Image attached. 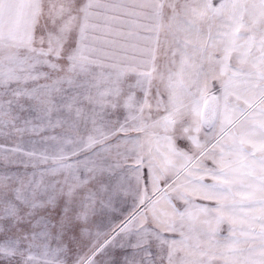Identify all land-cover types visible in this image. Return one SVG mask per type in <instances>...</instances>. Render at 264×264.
<instances>
[{
  "label": "snow or ice",
  "instance_id": "obj_1",
  "mask_svg": "<svg viewBox=\"0 0 264 264\" xmlns=\"http://www.w3.org/2000/svg\"><path fill=\"white\" fill-rule=\"evenodd\" d=\"M0 264H264V0H0Z\"/></svg>",
  "mask_w": 264,
  "mask_h": 264
}]
</instances>
